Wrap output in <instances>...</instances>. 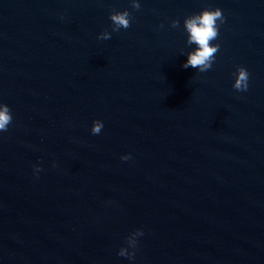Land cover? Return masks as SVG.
Returning <instances> with one entry per match:
<instances>
[{"label": "water", "instance_id": "1", "mask_svg": "<svg viewBox=\"0 0 264 264\" xmlns=\"http://www.w3.org/2000/svg\"><path fill=\"white\" fill-rule=\"evenodd\" d=\"M205 6L201 72L183 21ZM0 101V264H264V0H0Z\"/></svg>", "mask_w": 264, "mask_h": 264}, {"label": "clouds", "instance_id": "2", "mask_svg": "<svg viewBox=\"0 0 264 264\" xmlns=\"http://www.w3.org/2000/svg\"><path fill=\"white\" fill-rule=\"evenodd\" d=\"M134 7H139L138 3H134ZM110 19L116 28H127L130 24L129 13L127 9L115 11L110 15ZM225 16L223 10L219 6L208 7L205 6L199 11L193 12L184 18V29L187 33V41L189 44H195V47L187 53V59L183 61L182 67L189 66L197 68L198 71L204 72L212 67L213 61L216 59L215 53L220 48L219 41L216 37L219 33V28L224 23ZM173 26L178 21H173ZM115 30V29H114ZM110 33L105 31L103 37L109 38ZM216 41V42H212ZM234 80L232 87L238 91H246L249 87V70L244 65H237L233 72ZM12 111L8 103L0 101V132L8 129L9 123L12 120ZM104 126V121L100 118H94L91 123V133L98 134ZM131 153H122L121 160H128ZM53 166L55 162L53 161ZM42 165L36 163L33 165V174L38 175ZM144 229L142 227L134 229V231L126 237L128 244L133 245L134 249L129 251L126 245H121L118 248L117 255L127 257L128 260L135 259L136 245L138 239L143 235Z\"/></svg>", "mask_w": 264, "mask_h": 264}]
</instances>
